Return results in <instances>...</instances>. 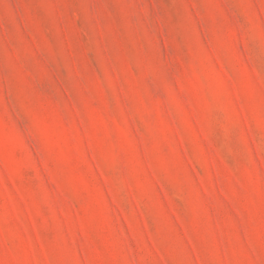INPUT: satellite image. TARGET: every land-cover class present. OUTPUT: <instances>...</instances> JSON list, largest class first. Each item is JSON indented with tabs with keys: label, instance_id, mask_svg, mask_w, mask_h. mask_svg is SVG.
I'll return each mask as SVG.
<instances>
[{
	"label": "rangeland",
	"instance_id": "374dc122",
	"mask_svg": "<svg viewBox=\"0 0 264 264\" xmlns=\"http://www.w3.org/2000/svg\"><path fill=\"white\" fill-rule=\"evenodd\" d=\"M0 264H264V0H0Z\"/></svg>",
	"mask_w": 264,
	"mask_h": 264
}]
</instances>
